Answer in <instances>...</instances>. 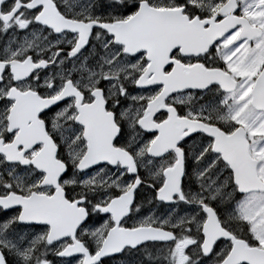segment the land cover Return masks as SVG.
Returning <instances> with one entry per match:
<instances>
[{"label": "snow or ice", "instance_id": "1", "mask_svg": "<svg viewBox=\"0 0 264 264\" xmlns=\"http://www.w3.org/2000/svg\"><path fill=\"white\" fill-rule=\"evenodd\" d=\"M0 264H264V0H0Z\"/></svg>", "mask_w": 264, "mask_h": 264}]
</instances>
